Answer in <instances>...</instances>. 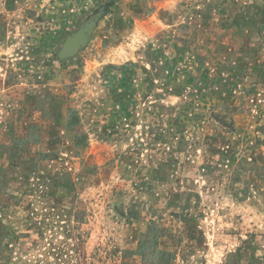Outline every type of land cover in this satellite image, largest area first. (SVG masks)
I'll use <instances>...</instances> for the list:
<instances>
[{"label": "rangeland", "instance_id": "rangeland-1", "mask_svg": "<svg viewBox=\"0 0 264 264\" xmlns=\"http://www.w3.org/2000/svg\"><path fill=\"white\" fill-rule=\"evenodd\" d=\"M0 264H264V0H0Z\"/></svg>", "mask_w": 264, "mask_h": 264}, {"label": "water", "instance_id": "water-1", "mask_svg": "<svg viewBox=\"0 0 264 264\" xmlns=\"http://www.w3.org/2000/svg\"><path fill=\"white\" fill-rule=\"evenodd\" d=\"M85 44V30L81 29L77 33L70 36L64 43L62 49L59 51V58L61 60H68L75 57L83 45Z\"/></svg>", "mask_w": 264, "mask_h": 264}]
</instances>
